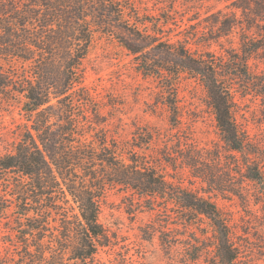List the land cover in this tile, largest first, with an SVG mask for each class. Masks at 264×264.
<instances>
[{
  "label": "trees",
  "instance_id": "1",
  "mask_svg": "<svg viewBox=\"0 0 264 264\" xmlns=\"http://www.w3.org/2000/svg\"><path fill=\"white\" fill-rule=\"evenodd\" d=\"M226 1L240 14L210 13L208 30L198 36L200 21L189 34L181 29L175 1L153 13L132 0H0V95L22 104L26 117L14 148L0 153L8 242L0 264H97L110 244L99 216L113 187L132 191L139 205L161 216L149 234L160 232L169 264L195 263L211 250L214 264H239L231 225L211 193L245 197L250 181L264 195V145L236 117L238 93L264 100V69L250 63L264 58V0ZM98 31L116 36L137 69L158 81L170 132L135 124L131 137L109 134L85 84ZM174 31L185 37L173 40ZM183 73L204 84L226 152L201 146L183 130L177 97ZM184 169L203 187L185 185Z\"/></svg>",
  "mask_w": 264,
  "mask_h": 264
},
{
  "label": "rangeland",
  "instance_id": "2",
  "mask_svg": "<svg viewBox=\"0 0 264 264\" xmlns=\"http://www.w3.org/2000/svg\"><path fill=\"white\" fill-rule=\"evenodd\" d=\"M143 12L159 13L161 7L175 1L181 11L177 15L186 34L193 32L190 24L200 23L196 30L202 35L208 22L206 17L218 10H236L226 0H132ZM146 12V11H145ZM198 14V18L190 20ZM195 14V15H194ZM183 20V21H182ZM173 40L183 39L185 34ZM197 37V36H196ZM238 41V36L231 37ZM229 46L226 38L222 39ZM193 49L205 50L208 44H191ZM210 49L221 51L220 46L212 43ZM250 63L255 70L264 69V58L252 57ZM134 55L119 41L105 32L95 33L90 52L85 60V84L93 97L94 104L107 117L106 125L119 139L131 137L135 124H147L170 132L169 112L157 101L158 81L145 76L136 67ZM178 103L182 113V128L201 146L220 147L226 152V144L217 126L213 108L209 102L204 84L188 73H183L178 83ZM236 117L241 128L246 131L256 145H264V100L252 94L236 95ZM22 104L0 95V153L12 150L20 139L26 117ZM176 131V130H175ZM173 131V132H175ZM264 171V163H262ZM170 172H175L171 167ZM184 184L198 189L203 187L187 170ZM181 174V173H180ZM180 176V175H179ZM248 196L231 194L223 196L211 193L223 215L229 221L234 239L240 248L239 264H264V195L258 188L246 181ZM134 199V200H133ZM110 237V244L99 253L97 264H169L165 247L157 231L152 238L149 234L153 227H159L161 216L156 211L139 205L132 191L119 187L108 190L103 198L99 216ZM212 236V227L207 219L202 225ZM170 227H174L173 224ZM199 231V230H198ZM7 229L0 217V253H5L8 242L5 240ZM214 251H209L197 262L191 264H214Z\"/></svg>",
  "mask_w": 264,
  "mask_h": 264
}]
</instances>
